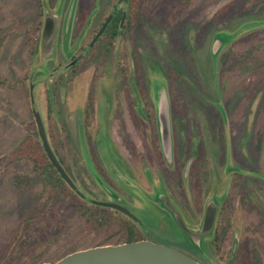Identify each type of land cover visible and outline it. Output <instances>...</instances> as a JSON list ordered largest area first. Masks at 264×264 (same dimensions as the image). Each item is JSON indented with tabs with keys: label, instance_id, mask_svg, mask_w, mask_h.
Wrapping results in <instances>:
<instances>
[{
	"label": "rangeland",
	"instance_id": "obj_1",
	"mask_svg": "<svg viewBox=\"0 0 264 264\" xmlns=\"http://www.w3.org/2000/svg\"><path fill=\"white\" fill-rule=\"evenodd\" d=\"M76 1L0 0V250L6 248L3 264L51 262L71 251L120 243L124 236L118 229L120 218L116 214L105 213V224L98 219L87 221L82 211L88 205L70 189L51 188L32 178L35 172L31 160L9 161L13 146L23 136L36 133L30 86L55 157L75 176L73 183L79 192L82 190L78 187L85 188L88 198L100 201L102 186L80 147H92L94 151L88 152L91 163L103 165L106 170L118 164L117 148H127L129 156H133V182L145 196H152L143 171L158 184L156 169L150 156L144 159L149 154L143 149H154L161 158L155 113L157 98L165 94L172 154L173 148L176 151L174 170L166 174L165 184L175 188L173 171L180 173L184 162L191 158L193 161L184 170V189L180 188L184 205L195 209L205 206L214 193L222 198L217 232L207 239L212 255L209 264H264V0H131V29L122 33L112 47L103 41L77 70L62 74L59 69L49 75L63 62L65 44L64 40L55 42L51 58L42 56L43 13H54L59 21L64 17L63 32L67 33ZM114 1L78 0V6L82 3L96 8L84 43ZM79 8L66 45L86 17V8ZM38 10L41 15L36 14ZM59 30L57 36L61 34ZM220 35L229 38L215 41ZM214 42L216 52L212 56ZM129 51L143 72L142 81L148 85L153 105L150 116H154L155 124L149 137L135 128L134 121L132 125L127 123L126 135L121 122L118 132L110 138L117 120L115 111L120 110L123 95L132 86L129 75L125 77L120 68L131 69ZM56 82L60 83L55 85ZM77 110H82V117L75 114ZM137 112L145 113L140 107ZM200 149L201 158L195 163ZM158 162L161 166L167 163ZM135 196L145 197L137 193ZM137 201L135 204L140 205ZM201 220L202 215L195 218L194 225L186 220L187 227L197 229ZM176 233L175 228L165 226L161 232L151 229L145 238L175 246L172 240ZM6 235L11 239L4 246ZM198 249L202 251L200 246Z\"/></svg>",
	"mask_w": 264,
	"mask_h": 264
},
{
	"label": "flooded vegetation",
	"instance_id": "obj_2",
	"mask_svg": "<svg viewBox=\"0 0 264 264\" xmlns=\"http://www.w3.org/2000/svg\"><path fill=\"white\" fill-rule=\"evenodd\" d=\"M117 2L118 0H115L114 3L110 6L108 12L103 16L102 20L99 22L94 33L88 38V40H86L85 43L83 42V40L86 37V32L88 31L89 26L91 25V22H92L91 21L92 18L90 16L92 13L94 14L96 8L94 10L93 6L90 4L81 3V5H79L80 7L83 6L84 8H86L85 9L87 10L86 17L83 19L81 27L78 33L75 35V37L72 40H70V38L67 40V42L69 43L68 45H66V39H67L69 32L71 31L70 28L73 25V21L75 19L74 18L75 13L77 14V11L81 9L78 6V0L75 3V7L73 10V15L71 19L72 22L70 24L71 27L70 26H69L70 28L68 27L69 29L67 33L63 32V28H64L63 24L65 21L64 17L59 21V18H57V15L53 13L57 18V25H56L52 48H54L55 42L62 43L63 40H64L65 45H64V52H63V58H62L63 62L61 64L59 63V66L57 69H51L48 73L49 75H53L59 69L63 70L62 74L77 70L80 64L82 63V60H84L87 56H89L91 52L93 51V49L97 47L101 42L104 41L108 47H112V43L116 41L118 37H122V33H124L125 31H129L131 29L130 25L133 22L132 19L130 18L131 0H126L125 2H120V3H117ZM67 8H68V5H67ZM59 27H60V30H59ZM58 30L61 34L57 36ZM64 30L66 29L64 28ZM51 52H52V49L51 51H49V54H51ZM129 52H130L129 58H130V63H131V69H129L128 67V69L125 70L123 69L122 66H120V68L123 71L122 73L125 74V77L129 75L128 77L132 81L131 82L132 86L131 88H128L129 90H127L125 92L126 94L123 95L124 98L120 102V105H121L120 110L115 111L117 112V116H115L117 117V120H114L113 118L114 120L113 123L116 122V124H115V129H113L112 132H109L110 138L113 137V132H118L116 130L119 129L120 126L118 124L121 122L123 124L121 125L122 126L121 128H123L126 135H129V132L127 130L128 128L127 123H130L132 125L134 121L136 124L135 128L140 129L144 133V135L149 136V137L151 135L152 125H153L152 123L154 122L155 124L154 116H153V119L150 116V112H151L150 108L152 104L150 103L149 98H148L150 96L148 85L145 84L144 81H142L143 72L142 71L140 72L141 69H139V66L135 64V60L133 59V56H134L133 52L132 51H129ZM48 58H51V55H49ZM118 60H117V63H118ZM119 63L121 62L119 61ZM67 81H68V78L64 80L63 84H66ZM59 83L56 82L55 85H58ZM137 107H140L141 111L145 113L139 114L137 112ZM76 112L80 113V117H82V110L75 111V114ZM109 124H112V122H110ZM109 128H112V125ZM90 148L84 145L80 147V151H81V154L83 153L84 156L85 155L88 156L86 157L85 160L88 161V164L90 165V167H92L91 168L92 171L97 175L98 179L102 182L104 186V187H100L98 184L99 190L101 193L100 195L101 200H102L101 202L111 203L121 208H124L129 212V214H131L132 217L113 207H105V206L92 204L90 202V198H88L85 193V188L83 189V188L78 187L80 190L84 192L83 193L84 197L81 198L80 196L75 194L62 179L61 180L67 186V188L70 189L71 192H73L81 201H83V203H86V205L88 206H96L100 208L96 210L95 213H93L94 218L96 220L98 219V221H101L103 224H105L107 222V218L103 217L105 213H114L116 214L117 217L120 218V222H119L120 228L118 229L124 235L120 243L134 242V241H140V240L151 241L145 238V235L148 231H151V229H155L156 232H161L165 226L166 227L170 226V227L175 228L177 232L174 236V239L172 240L175 246L162 244V243H158L154 241H151V242L173 247L185 253L186 255H188L195 261H197L199 264H209V262L212 261L211 252L209 251V248L207 247V245L209 244L207 239L209 235L212 234L213 231H214L213 233L217 232V229H218L217 228L218 226L217 225L218 224L217 214L220 208L219 201L222 198L215 196V193H214L213 194L214 196L211 199L214 205L216 206L215 220H214L211 232L208 235L202 236L199 240V246L201 247L202 251L198 249V245L193 246V244L190 243V241L184 236V234L180 231V229L175 224L172 214L165 207V204L167 203L171 205V207L175 211L178 212L183 223L186 226H188V224L186 223V220L188 221V223L194 225L196 223L194 221L195 218L198 219L200 218L201 215L203 216V211H204L203 208L205 206L202 205V206L197 207L196 209H195V206H192V205L189 207L187 204L184 205L185 202H183L180 196V191H181L180 188L181 186H184L183 184V176L185 177L184 170H185L186 164L190 160L191 162L193 161L191 158H187L186 162H184V166L180 173H178V171H173V173L175 172L176 174L175 175L176 186L174 188V187L169 186L168 184L166 185L164 180H165L166 174H169L168 173L169 170H174L173 168H174V161H175V155H176L175 149L173 148L172 161L169 164L166 163V165L164 163L165 160L162 155V152H161V158H160L154 154V149H150L148 147L146 149H143L144 151H146V153L149 154L147 158H145L146 157L145 156L144 159L148 160L149 159L148 157L150 156V159L152 160V162H154L152 164H154L155 166V169H156L155 175L157 177V182H158V184H155V182L152 181V179H150L151 177L149 176V173L146 172V170L143 171V176L152 190V196H145L144 191L141 190L137 186V184L133 182V180H136V176L131 167L133 156H129V153H128L129 150L127 148H122V147L117 148L116 153L118 154V161L117 160L116 161L118 162V164H115L114 166L111 165V167L108 170H106L103 165L102 167H100L98 166V164L96 163L94 164V162L91 163L88 152L89 150L94 151V149L92 147ZM151 151H153V153ZM92 154H94V152ZM159 160L163 161L165 167L158 164ZM120 163L122 166L120 165ZM149 167H150V164H148L147 162L146 169L148 170ZM166 167L168 168V171L166 170ZM63 169L68 175V177L70 178V180L74 182L75 176L68 173L65 168ZM189 170H190V165L188 166V173H189ZM131 174H133L134 176L131 177L130 176ZM137 181H139L138 177H137ZM136 193L142 194L145 197L142 196L143 199L140 197L142 200L138 199L135 196ZM92 200L100 201L97 199V197H95ZM137 200H141V201L139 202ZM135 201H137L138 204L140 203V205L135 204ZM142 202L144 204L141 205ZM151 212L154 214L155 217L149 214ZM89 213L91 212H88V214ZM136 215H138V217ZM120 243H115V244H120ZM115 244H112V245H115ZM54 261H51V262H54Z\"/></svg>",
	"mask_w": 264,
	"mask_h": 264
},
{
	"label": "water",
	"instance_id": "obj_3",
	"mask_svg": "<svg viewBox=\"0 0 264 264\" xmlns=\"http://www.w3.org/2000/svg\"><path fill=\"white\" fill-rule=\"evenodd\" d=\"M126 0H118L117 3L125 2ZM57 25L56 16L45 11L43 15V23L40 33V46L42 56L46 57L52 49L55 30ZM228 36H216L215 41L228 40ZM216 44L214 42L211 54L215 55ZM29 102L30 110L34 119L36 133L41 143L42 149L60 178L67 184V186L78 196L83 198V194L78 191L76 186L70 180L60 163L57 161L46 137L44 125L41 116L34 106V98L32 95V86L29 87ZM156 126L158 131V139L160 149L165 162H171L172 156V142H171V128L168 101L165 94L161 95L156 100ZM187 166L185 167V171ZM93 172V171H92ZM95 174V173H93ZM97 182L102 186V182L95 175ZM90 202L95 205L113 207L122 211L129 216V212L111 203L101 202L90 199ZM166 209L172 214L177 227L184 234V236L193 244L199 246V240L202 236L208 235L213 227L216 214V206L212 200L208 201L204 207L201 223L197 229L188 228L182 221L180 215L175 211L171 205L165 204ZM132 217V216H131ZM40 264H199L197 261L186 255L185 253L166 245L153 243L147 240H140L134 242H125L120 244H106L86 249L76 250L64 255L54 262H43Z\"/></svg>",
	"mask_w": 264,
	"mask_h": 264
},
{
	"label": "trees",
	"instance_id": "obj_4",
	"mask_svg": "<svg viewBox=\"0 0 264 264\" xmlns=\"http://www.w3.org/2000/svg\"><path fill=\"white\" fill-rule=\"evenodd\" d=\"M37 15H41V11L38 10ZM56 152L54 151V154ZM160 155V154H159ZM201 149L197 153V157L194 159L195 163L197 160L201 158ZM8 158L10 162L20 161L23 159L31 160L34 164V174L32 178L37 179L39 182H43V184L50 186L51 188H57V187H67L63 181L61 180L60 176L57 174L56 170L52 167L50 162L48 161L41 143L39 141V138L37 136V133L34 134H28L23 136L18 143H16L11 151L8 154ZM57 160L60 164H62L61 160L57 157ZM181 189L183 190L184 187L181 186ZM88 209H83L82 215L85 216V219L87 221L92 220L94 222V214L96 210L100 209L96 206H88ZM88 212H91L88 214ZM96 220V219H95ZM97 221V220H96ZM16 226V224H14ZM15 228H13L14 230ZM11 239L10 236L6 235V240L4 243H2L4 246L8 244V241ZM6 248L3 247L2 250H0V262L4 254H5ZM34 264V263H32ZM40 264V263H36Z\"/></svg>",
	"mask_w": 264,
	"mask_h": 264
}]
</instances>
